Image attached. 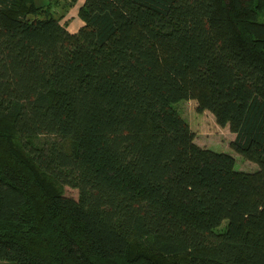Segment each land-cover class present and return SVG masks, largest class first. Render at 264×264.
Masks as SVG:
<instances>
[{"label": "trees", "instance_id": "16d2710c", "mask_svg": "<svg viewBox=\"0 0 264 264\" xmlns=\"http://www.w3.org/2000/svg\"><path fill=\"white\" fill-rule=\"evenodd\" d=\"M56 3L0 0V261L264 264V0Z\"/></svg>", "mask_w": 264, "mask_h": 264}, {"label": "rangeland", "instance_id": "374dc122", "mask_svg": "<svg viewBox=\"0 0 264 264\" xmlns=\"http://www.w3.org/2000/svg\"><path fill=\"white\" fill-rule=\"evenodd\" d=\"M176 107L191 124L190 126L196 135L195 141L212 150L233 155L236 158V169L238 170L253 172L259 169L256 162L247 160L230 146L235 134L229 126L219 125L215 116L208 110L198 112L195 99L180 101L176 104ZM64 194L78 198L79 191L77 188L64 185ZM0 264L11 263L0 261Z\"/></svg>", "mask_w": 264, "mask_h": 264}, {"label": "crops", "instance_id": "0c3cea01", "mask_svg": "<svg viewBox=\"0 0 264 264\" xmlns=\"http://www.w3.org/2000/svg\"><path fill=\"white\" fill-rule=\"evenodd\" d=\"M36 1L40 4H43V3H48L50 0H36ZM84 1L85 0H58V3L54 4L56 12L64 15L62 21L65 22L66 27L70 32H77L79 28L84 24V21L78 15V10L81 4L84 3ZM196 106H197V101H196ZM198 144L204 146L203 144L200 143Z\"/></svg>", "mask_w": 264, "mask_h": 264}]
</instances>
